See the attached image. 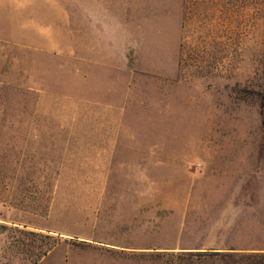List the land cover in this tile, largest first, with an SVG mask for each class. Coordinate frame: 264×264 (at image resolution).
Returning a JSON list of instances; mask_svg holds the SVG:
<instances>
[{"label": "rangeland", "instance_id": "rangeland-1", "mask_svg": "<svg viewBox=\"0 0 264 264\" xmlns=\"http://www.w3.org/2000/svg\"><path fill=\"white\" fill-rule=\"evenodd\" d=\"M124 3L114 58L0 76V264H264V0Z\"/></svg>", "mask_w": 264, "mask_h": 264}, {"label": "crops", "instance_id": "crops-1", "mask_svg": "<svg viewBox=\"0 0 264 264\" xmlns=\"http://www.w3.org/2000/svg\"><path fill=\"white\" fill-rule=\"evenodd\" d=\"M131 11L124 0H0V76H45L62 53L79 63L114 58Z\"/></svg>", "mask_w": 264, "mask_h": 264}, {"label": "trees", "instance_id": "trees-1", "mask_svg": "<svg viewBox=\"0 0 264 264\" xmlns=\"http://www.w3.org/2000/svg\"><path fill=\"white\" fill-rule=\"evenodd\" d=\"M264 105V94L261 95ZM167 254V255H166ZM162 264H205L210 260L223 261V251L216 249H190L163 253Z\"/></svg>", "mask_w": 264, "mask_h": 264}]
</instances>
